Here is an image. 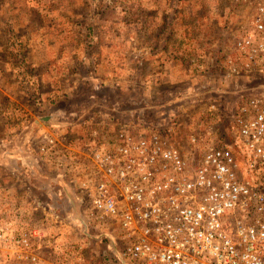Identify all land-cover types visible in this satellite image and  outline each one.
Returning <instances> with one entry per match:
<instances>
[{
	"label": "rangeland",
	"instance_id": "1",
	"mask_svg": "<svg viewBox=\"0 0 264 264\" xmlns=\"http://www.w3.org/2000/svg\"><path fill=\"white\" fill-rule=\"evenodd\" d=\"M197 2L216 17L210 14L196 22L207 17L192 14ZM247 2L180 0L170 10L166 36L161 12L170 8L168 0H0V234L12 236L8 242L0 238V264H44L39 255L46 244L42 240L34 239L28 248L38 254L37 262L18 256L24 247L16 238L39 226L25 210L15 208L20 181L7 173L16 161L6 162L1 152L26 140L37 153L38 139L45 137L47 127L41 138H29V130L34 118L48 124L46 116L54 108L49 105L52 89H71L58 103L57 121L68 125L60 128L76 154L71 156L73 163L80 154L77 149L105 141L121 126L166 130L174 141L195 131L209 134L214 142L229 137L235 107L262 81L225 76L218 66V51L227 52ZM180 6L182 13L177 14ZM209 25L213 29L208 31ZM210 66L216 71L209 72ZM76 111L81 117L68 122ZM83 224L79 222L81 228H90ZM104 227L118 236L110 223L104 222ZM113 240L102 239L105 251L111 252ZM77 245L55 243L54 263L77 262L82 257Z\"/></svg>",
	"mask_w": 264,
	"mask_h": 264
},
{
	"label": "built area",
	"instance_id": "2",
	"mask_svg": "<svg viewBox=\"0 0 264 264\" xmlns=\"http://www.w3.org/2000/svg\"><path fill=\"white\" fill-rule=\"evenodd\" d=\"M247 3L218 66L225 76L262 81L235 107L229 137L214 142L195 131L174 141L166 130L121 126L77 149L74 163L61 132L38 139L44 160L61 155L78 171L93 218L119 230V263L264 264V0ZM39 232L16 238L18 256L38 261L28 248Z\"/></svg>",
	"mask_w": 264,
	"mask_h": 264
},
{
	"label": "crops",
	"instance_id": "3",
	"mask_svg": "<svg viewBox=\"0 0 264 264\" xmlns=\"http://www.w3.org/2000/svg\"><path fill=\"white\" fill-rule=\"evenodd\" d=\"M198 4L199 2L194 6L192 14L204 15L207 17H203L201 20L197 19L196 22L200 23L205 21L208 16L210 17V14L212 15V19L216 17L212 10H202L199 6L200 4ZM208 5H210V2ZM164 9L165 8H163L161 12V19L163 16L170 13L171 10L168 7ZM176 13H182L181 6L176 9ZM211 29L213 28L209 25L208 31ZM164 57L165 53L161 56V61L163 62L165 61ZM167 58L168 60L172 58L170 52ZM175 75L179 77V74ZM54 79H56V77ZM70 91L71 89L69 87L61 90L55 86L54 89H52L53 96H51L49 105L51 106L50 108L54 107L53 111H51L53 114L52 117H54L53 119H48V124L44 126V123L38 122L33 116L32 126H34V128L29 130V138L32 135L34 138L43 137L41 136V131L46 127L47 132L55 134L61 132V125L68 127L65 123L57 121L58 118H60L57 107L59 106V101L63 98L62 96L65 98L68 97ZM69 125L72 126V124ZM35 129L39 131H35ZM67 129L71 130V128ZM12 143H15V141ZM9 149L3 150L4 152L6 151V162H13L15 160L16 166L8 171L7 177L10 178L16 175V180L20 181V184L18 183V188L20 189L17 188L20 192H16V198H18L19 203L15 205V208L17 207L25 210V215L32 218V223L39 226L40 235L37 240H42L43 243L46 242L45 246L42 245L39 249V255L43 259V263L55 264V243L62 242L66 243V245L74 243V245H77L76 243L78 242L79 244L77 246L81 248L82 257L73 264H122L119 263L116 256L118 253L117 249L122 243L123 238L114 224L111 223L113 228L118 230V236L114 234L115 232L111 233L110 230L106 229L104 223L99 222L98 219L97 222L88 209H84L83 203L77 192L78 171L73 168L72 165L68 164L67 160L61 161V155H57L49 161L44 160L40 154L36 153L30 147L26 140H23V142L21 141V143L17 145H13L12 148L10 147ZM3 156L4 155H2V157ZM24 177H26V179ZM94 220H96V222ZM79 222L89 224L88 226H90V228H86L88 231L83 229V227L81 228ZM110 238L114 240L111 245V252H107L104 250L102 239L109 241ZM116 240H119V244L115 242ZM82 248L84 249L82 250Z\"/></svg>",
	"mask_w": 264,
	"mask_h": 264
},
{
	"label": "trees",
	"instance_id": "4",
	"mask_svg": "<svg viewBox=\"0 0 264 264\" xmlns=\"http://www.w3.org/2000/svg\"><path fill=\"white\" fill-rule=\"evenodd\" d=\"M178 1H180V0H169V2L171 3L170 4V9L171 10H173L172 8L174 7V5L178 2ZM175 3V4H174ZM99 5H97L96 7H98ZM94 11H93V13L90 15V16H94ZM172 15V12H170V13H168V14H166V16H164L162 19H161V28H164L163 29V32L165 33V35L167 36L168 35V27H170V20H169V16H171ZM168 16V17H167ZM87 27H88V30L89 31H91L90 30V26H89V24L87 25ZM90 27V28H89ZM81 32V31H80ZM86 35L87 36H89V33H86ZM161 36V35H160ZM161 39V38H160ZM220 44V43H219ZM221 46V45H220ZM224 49V48H223ZM223 55H224V53L223 52H221V55H220V53H219V51H218V56H217V59H219V61L222 59V57H223ZM221 57V58H220ZM218 61V62H219ZM215 70L216 71V68H209V72H212L213 70ZM84 109V108H83ZM80 115V116H79ZM81 115L82 114H80L79 113V111H76L75 113H73V114H71V116H70V118H68L69 120H68V122H72L73 120H75V119H78L79 117H81ZM52 118V112H50V114H48L47 115V120L49 119H51ZM64 120V119H63ZM66 121V120H65ZM6 150V149H5ZM3 154H4V156H5V154H6V151L5 152H3Z\"/></svg>",
	"mask_w": 264,
	"mask_h": 264
}]
</instances>
